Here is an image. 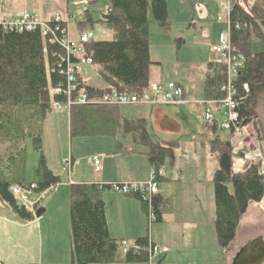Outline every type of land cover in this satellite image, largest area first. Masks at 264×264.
Instances as JSON below:
<instances>
[{
    "label": "trees",
    "instance_id": "trees-1",
    "mask_svg": "<svg viewBox=\"0 0 264 264\" xmlns=\"http://www.w3.org/2000/svg\"><path fill=\"white\" fill-rule=\"evenodd\" d=\"M107 1V12L99 21L113 31V39H96L84 45V55L92 59V66H100L104 86L99 88L88 82L84 85L90 96L103 92L139 93L151 84L150 24L156 23L164 31L171 28L167 0ZM95 22L88 11L84 21L77 20V26L83 29ZM61 25L65 27L66 23ZM230 39L232 52L243 57L242 66L233 77L239 121L243 126L255 124L257 106L264 93V50L255 52L253 44L255 40L264 44V0L232 1ZM65 53L58 43H49L40 28L6 31L0 26V201L23 221L34 219V213L19 204L12 187L35 184L38 195L62 182L44 153L42 128L53 110L52 100L64 99L53 97L51 90L67 85ZM72 61H76L74 56ZM211 68L213 73L205 81L204 95L206 100L219 102L226 96L222 86L228 74L226 67L211 64ZM77 76L80 82L84 78L82 71ZM119 107L96 103L71 106V137L107 136L113 138L117 148L123 145L119 135H133L138 145L146 147L144 154L150 166L158 170L167 163L171 165L176 144L153 140L146 118H126ZM29 141L39 155L30 181L26 178ZM210 144L220 163L213 175L214 226L219 244L228 253L249 207L264 199V176L258 165L244 160L241 152L234 155L236 147L230 140L215 138ZM239 161L243 168L237 166ZM105 187L95 183L71 184V264L148 262V237L135 241L138 250L129 248L124 253L122 240L110 236L101 195ZM153 208L157 220H161V200L159 203L157 195Z\"/></svg>",
    "mask_w": 264,
    "mask_h": 264
},
{
    "label": "crops",
    "instance_id": "crops-1",
    "mask_svg": "<svg viewBox=\"0 0 264 264\" xmlns=\"http://www.w3.org/2000/svg\"><path fill=\"white\" fill-rule=\"evenodd\" d=\"M222 1L167 0L168 18L171 23L169 31H164L156 23L150 24V58L153 62L150 66L151 83L176 82L184 88L183 101L180 103L162 105L136 104L141 106L140 113H142L141 116L136 118L147 119L151 138L163 144H176L174 161L169 165L170 169L167 166L162 168L164 175L159 179L160 186L157 198L159 203L161 200V220L159 219L152 224L149 223L148 207L144 201L140 200L138 195H125L106 187L102 188L101 195L105 204L108 230L112 238L119 241L126 240L133 244L139 238L148 237L154 244L161 247L162 253L155 255L145 263H125L122 260H117L111 264H233L234 258L246 245L254 239L264 236V234L260 236L254 234L255 232L250 233V236L245 234L246 220L249 217L251 208L252 206L258 208L261 204L260 202L252 203L249 207L238 229L236 240L228 253L224 252L216 239L213 241V237L216 235L214 226L216 207L213 175L220 167V163L217 154L212 151L210 142L215 138L221 139L219 129L224 120V114L220 102L205 99L204 84L207 77L213 73L211 64H215L211 45L215 44L219 40L222 31L227 29V24L218 20V17L223 15ZM0 7L6 15L22 11L36 12L44 20H48L56 13L63 15L62 11H66L65 14H67L69 19L75 17L69 14L68 0H42L38 6L28 5L26 8L21 7L19 0H6L0 2ZM107 9L105 12H107ZM94 10L88 9L86 13L89 11L93 20L96 21L95 23L101 26V33L99 34L100 36H97V40H112L114 37L113 31L99 21L105 12H101L96 18L94 12L97 11ZM196 11H199L202 20L201 25H198V22L192 16V13ZM172 12L175 15L177 13L175 18L178 21L180 20L184 25L187 24L189 28L195 29L194 36L191 35V37L186 38L188 35L186 30L181 32L174 28L181 27V24L176 23L172 19ZM86 13L79 20L84 21ZM75 19L78 20L77 18ZM92 27L87 25L85 28L80 29L77 26V36L79 37L86 30H93ZM107 32H109V36H112L103 39L102 35ZM152 32L158 34L155 39L158 40L156 43L159 44L160 42V47H169L176 51L177 62H179L180 53L183 52L189 43L188 40L201 46L196 50L200 54V64L192 62L197 63L199 66L192 68L193 73L187 79L182 80L177 71L175 76L179 80H169L171 78L165 77L160 56L154 57L151 51ZM205 49H208V51L206 52ZM93 86L102 88L104 85ZM203 101L208 102V106L213 109L216 119L215 128L206 127L208 133L203 138L204 140L196 132L192 133L191 137L189 136L190 138L185 133H181L187 129L188 123H185V129L171 125L177 114H179L182 121L187 120V122L191 123L187 118H191L193 113H196L199 120L202 121L200 117V102ZM195 105L198 110H195ZM149 113H152V120L149 119ZM172 130L179 134V138L175 140L167 139L171 135L162 138L161 134L169 133ZM232 135L230 136L231 138ZM230 141L232 143V140ZM134 143L135 146H126L123 143L121 147L116 148L113 140V148L109 154H101L103 155L101 172L96 173L94 169L95 173L92 170L85 173L76 172L79 175V179L73 178L74 169L79 161L71 152L70 157L73 161L71 179L74 182L70 183L68 176L64 180L62 178V182L54 192L46 195L44 199L41 198L37 205L34 219L23 221L16 217L17 215L12 209V212L5 209L10 213V217L0 214V264H20L21 251L19 242L23 235L21 230L27 229L29 231L27 245L28 264H71V184H102L106 182L146 180L152 167L144 154L147 149L138 145L135 139ZM138 147H143L144 149ZM239 162H237V166L243 168V165ZM37 197L38 195H36ZM38 209H41L42 212L39 216H36ZM11 245L16 248L13 253L9 252Z\"/></svg>",
    "mask_w": 264,
    "mask_h": 264
},
{
    "label": "built area",
    "instance_id": "built-area-1",
    "mask_svg": "<svg viewBox=\"0 0 264 264\" xmlns=\"http://www.w3.org/2000/svg\"><path fill=\"white\" fill-rule=\"evenodd\" d=\"M6 0H0V2ZM233 0H223L221 7L223 15L218 17V20L227 24V29L220 34L219 40L211 45L212 53L215 57V64L226 67L228 74L227 82L222 86V91L226 96L219 101L222 105L224 120L221 123L223 130H228L234 134H240L245 131L248 125L243 126L239 121V114L237 111V102L235 100L236 90L233 86V77H235L238 68L242 66L243 57L236 55L231 49L230 39V13ZM69 19V18H68ZM61 13H56L48 20H44L39 13L36 12H16L10 15L3 13L0 7V26L6 31H23L36 30L40 28L43 37L49 43H58L65 51L66 63V87H56L51 90L52 96H63V100H52V109L57 113L70 111L71 106L78 104H101L109 106L121 105H162L180 103L183 101L184 88L181 84L176 82H152L146 89L139 93H119V92H103L101 95L90 96L84 83L87 80L83 78L78 81V74L81 73L84 67L92 66L93 61L90 57L84 55V45L93 40H96V34L89 29L82 32L76 40L70 37L68 29V20ZM62 22L66 23L62 27ZM76 61H72V57ZM247 88V86H245ZM201 119L208 127L216 125V119L212 109L208 106L207 101L200 102ZM243 154L244 160L248 164H256L259 166V173L264 176V147L258 146L251 150H235L234 155ZM103 155L90 157L88 162L93 167L96 173L101 172ZM73 161L71 157L63 160L62 171L69 177V182L73 183L72 177ZM164 175L163 169H155L151 167L148 178L144 181H129V182H106L102 185L110 190L121 194H135L141 196L149 205L148 218L149 223H154L156 213L153 208L154 197L159 192V179ZM58 185L51 187L42 194H38L36 198L35 184L30 185H14L12 192L19 204L25 206L27 209L33 211L35 214L36 204L48 192H54ZM149 257L153 258L155 255L162 253L159 245L154 244L149 239ZM122 251L125 253L129 248L134 250L139 249V245L123 240L121 243Z\"/></svg>",
    "mask_w": 264,
    "mask_h": 264
},
{
    "label": "rangeland",
    "instance_id": "rangeland-1",
    "mask_svg": "<svg viewBox=\"0 0 264 264\" xmlns=\"http://www.w3.org/2000/svg\"><path fill=\"white\" fill-rule=\"evenodd\" d=\"M40 1L42 0H19V4L21 5L22 8H26L28 5L38 6V4H40ZM68 2H69V14L75 17L72 19H68L69 17L67 16V14H65L66 11H62V12L63 15L69 20L68 29H69L70 37L73 40H76L78 37L77 23H76L77 20L75 18L79 20L82 15H85L86 10L88 9L90 10L95 9L94 11L97 12H94L95 14L94 16H96L97 18V15H100L101 12H105L108 6L107 0H68ZM176 15L173 12L171 13L172 19L176 23L181 24L180 25L181 27H174V28L181 32H184V30H186L188 34L186 38L187 37L189 38L191 37V35L195 34L194 33L196 32L195 29L189 28L188 25L185 24L187 26L186 27L184 23H182V21L180 20L178 21L175 18ZM192 16L198 22V25H201L202 20L199 11L193 12ZM175 26L177 25L175 24ZM92 28L93 31L98 34L97 35L95 33L96 37L100 36L99 34L101 33V26L98 23H95ZM108 33L109 32L102 35L103 39H107L112 36V35L109 36ZM157 37L158 34H156L155 32L151 33V51L154 57L160 56V61L163 62L162 63L163 74L165 75V77L171 78L169 80H179L177 79V76H175V74H177L176 73L177 71L180 74V78H182V80L187 79L188 76L193 73L192 68H194L195 66H199L197 63L200 64V58H199L200 54L196 50L198 49V47L201 46H198L197 44H193L192 41L188 40L189 43L187 44L183 52L180 53V59L179 62H177L176 51L173 48L160 47V42L159 44L156 43V41L158 40L155 38ZM253 50L255 52L263 51L264 44L261 43L259 40H255L253 44ZM205 51L207 52L208 49H205ZM192 62H197V63H192ZM99 71H100V66L94 65L83 68L82 74L89 84L101 85L103 84V82L100 78ZM119 108L121 115L127 118H136L142 115V113H140L141 106L138 105H121ZM195 110H198L196 105H195ZM257 114L258 117L255 119V124H249L247 129L245 131H242L240 134H234L228 130H223L222 128H220L219 129L220 138L222 140H229L231 138L230 136L233 134L230 140H232V144L236 147L235 148L236 150H247V149L251 150V149H255L258 146L264 147V93L260 97L259 104L257 106ZM148 116L150 120L153 119L152 113H149ZM189 118L187 119L191 123L187 122V120L182 121V119H180L179 117V114H177L176 117L172 120L171 125H173L174 127H180V129L181 128L185 129L186 126L185 123H188L189 126L187 127V129L185 131H182L181 133H185V135L191 137V134L196 132L202 137V140H204L203 138H205L206 133H208V130L206 128L208 127V125L203 123L202 122L203 120L202 121L199 120V117L196 115V113H193L192 117L190 119ZM176 133H177L176 131L172 130L169 133L161 134V136L162 138H166L167 136L171 135L167 139L175 140L179 138V134ZM42 138H43V150L48 158L49 166L52 170H54V172L59 174L63 178V180L66 179L67 174L62 171V162L63 160L70 158L71 152L74 154V156L77 158V160L80 163V164L78 163L74 169L75 174L73 173V178L79 179V175H77L76 172L85 173V172H90V170L93 171L92 166L88 163V159L90 157L101 155L103 153L109 154V152L113 148V138L111 137H107V136L71 137L70 129H69L68 112L57 113L52 110V112L48 115L47 120L43 124ZM119 138H121V135H119ZM121 139L126 146L128 145L135 146L133 136L130 135ZM27 145L28 147H27L26 178L28 181H30L32 180L33 169L37 164L39 155L38 152L34 150L33 145L30 141L28 142ZM138 148L142 149L143 147H138ZM214 162H216V160H214ZM169 165H170L169 163L166 164V166L170 169ZM93 173L95 172L93 171ZM49 193L47 192L42 198L44 199L45 196L48 195ZM5 209H7V211L12 212L9 206L3 204V202H0V214L10 217V213L7 212ZM16 217L20 219L18 216ZM246 222L247 225H245V234L247 236L248 235L250 236V233L252 232H255L254 234H257L259 236L264 234V199L262 200L258 208L256 206H252L249 217L246 220ZM21 231H23V235H22V239L19 242L20 251H21L20 254L21 258L19 260H20V264H28L29 260L27 259V254H28L27 245H28L29 231L28 229ZM215 236L216 235H214L213 237V241L216 239L218 242L217 236L216 238ZM261 237L264 238V236ZM14 251H16V248H14L13 245H11V247L9 248V252L13 253ZM10 261L13 262L12 260Z\"/></svg>",
    "mask_w": 264,
    "mask_h": 264
},
{
    "label": "water",
    "instance_id": "water-1",
    "mask_svg": "<svg viewBox=\"0 0 264 264\" xmlns=\"http://www.w3.org/2000/svg\"><path fill=\"white\" fill-rule=\"evenodd\" d=\"M37 210L36 216L41 214ZM264 263V238L258 237L246 245L234 258L233 264H263Z\"/></svg>",
    "mask_w": 264,
    "mask_h": 264
},
{
    "label": "bare ground",
    "instance_id": "bare-ground-1",
    "mask_svg": "<svg viewBox=\"0 0 264 264\" xmlns=\"http://www.w3.org/2000/svg\"><path fill=\"white\" fill-rule=\"evenodd\" d=\"M132 195V194H131Z\"/></svg>",
    "mask_w": 264,
    "mask_h": 264
}]
</instances>
